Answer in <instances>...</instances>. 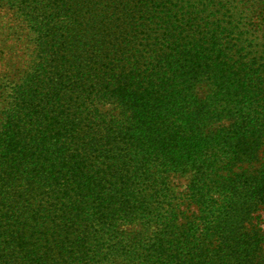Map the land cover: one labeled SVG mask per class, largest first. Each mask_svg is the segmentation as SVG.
Wrapping results in <instances>:
<instances>
[{
  "label": "trees",
  "instance_id": "16d2710c",
  "mask_svg": "<svg viewBox=\"0 0 264 264\" xmlns=\"http://www.w3.org/2000/svg\"><path fill=\"white\" fill-rule=\"evenodd\" d=\"M1 6L0 264H264V0Z\"/></svg>",
  "mask_w": 264,
  "mask_h": 264
},
{
  "label": "rangeland",
  "instance_id": "374dc122",
  "mask_svg": "<svg viewBox=\"0 0 264 264\" xmlns=\"http://www.w3.org/2000/svg\"><path fill=\"white\" fill-rule=\"evenodd\" d=\"M22 26L23 23L21 17L17 15L14 9H10L9 6L0 7V31L3 33L9 32L10 36L5 45L8 47H15V49L10 52V54H13L11 57L20 65L21 63H24L26 58L25 46L27 32L24 28H22ZM260 156L264 158V147L261 150ZM186 182L187 178L185 176L179 175L172 177L173 188L177 191L178 194H181L184 191ZM260 214L264 218V211L260 212Z\"/></svg>",
  "mask_w": 264,
  "mask_h": 264
}]
</instances>
